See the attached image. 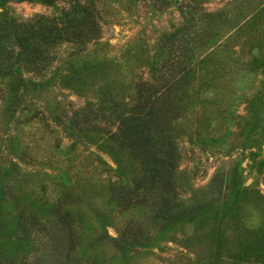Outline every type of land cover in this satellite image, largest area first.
I'll list each match as a JSON object with an SVG mask.
<instances>
[{"label":"rangeland","instance_id":"374dc122","mask_svg":"<svg viewBox=\"0 0 264 264\" xmlns=\"http://www.w3.org/2000/svg\"><path fill=\"white\" fill-rule=\"evenodd\" d=\"M54 1L0 0V10L29 19L58 14L75 1H94L102 31L84 46H56L43 73L20 67L0 77V176L6 175L10 185L3 211L13 218L21 205L27 214L35 213L49 228L38 233L43 238L71 211L78 235L74 254L83 260L173 264L179 241L196 234L194 219L159 230L160 220L145 203L120 204L114 190L132 184L137 163L78 140L70 117L76 109L95 107L104 96L130 103L134 82L151 75L159 39L195 21L192 27L204 40L192 55L191 97L172 121L180 152L179 197L184 206L194 203L203 205L205 214L216 213L214 242H244L257 227L263 236L264 0H197L196 8L187 0ZM166 55L163 50L161 56ZM63 74L97 81L94 89L85 83L52 84ZM102 82L103 97L97 89ZM33 83L35 91L30 90ZM217 179L218 186H212ZM132 221L141 222L150 235L122 249L114 239Z\"/></svg>","mask_w":264,"mask_h":264},{"label":"trees","instance_id":"16d2710c","mask_svg":"<svg viewBox=\"0 0 264 264\" xmlns=\"http://www.w3.org/2000/svg\"><path fill=\"white\" fill-rule=\"evenodd\" d=\"M186 5L196 8L198 2L187 0ZM102 18L100 7L94 1H75L58 14L39 13L29 19H18L2 8L0 77L20 67L43 73L51 60L50 52L56 46L63 42L84 46L99 37ZM192 25L196 22L159 39L151 63V75L134 82L130 103L104 96L106 86L102 82L97 89L104 96L103 100L95 107L88 105L76 109L70 117L71 126L78 140L108 148L117 160L137 163L132 184L114 190L113 196L120 204L145 203L153 217L160 220L159 230L171 228L186 218L194 219L196 234L179 241L182 246L174 254L173 264H264V235H260V227H257L258 231L253 230V235L244 242L229 243L226 239L214 242L216 213L205 214L203 205L194 203L184 206L179 197L177 168L180 152L172 121L180 116L191 97L192 55L194 48L204 40ZM180 31L182 34L177 36ZM163 50L167 55L162 57ZM73 73L78 74L76 70ZM94 76L98 77L97 72ZM82 80L80 76L63 74L56 76L52 84L63 87L85 83L94 89L97 81L80 82ZM31 86L34 83L30 90L35 91ZM103 135H107L106 140H101ZM5 177L3 173L0 176V264H102L96 258L83 260L75 256L78 235L71 211L61 215L60 224H54L53 234L46 238L39 237L38 233L49 228L35 213L27 214L21 205L15 207L14 217H9L3 211L2 203L10 192ZM218 182L220 179L211 184L216 187ZM149 235L148 228L141 222L132 221L114 240L120 248L128 249Z\"/></svg>","mask_w":264,"mask_h":264}]
</instances>
